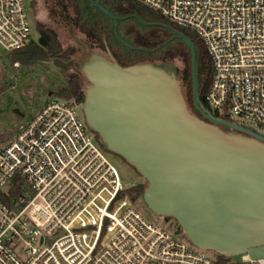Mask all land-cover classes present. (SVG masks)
<instances>
[{"label": "built area", "instance_id": "obj_1", "mask_svg": "<svg viewBox=\"0 0 264 264\" xmlns=\"http://www.w3.org/2000/svg\"><path fill=\"white\" fill-rule=\"evenodd\" d=\"M195 32L212 62L204 107L264 133V0H137ZM25 0H0V53L26 46ZM253 124V125H251ZM22 192L7 205L14 178ZM107 152L58 97L0 147V264H264L243 254L220 261L190 248L135 205Z\"/></svg>", "mask_w": 264, "mask_h": 264}, {"label": "water", "instance_id": "obj_2", "mask_svg": "<svg viewBox=\"0 0 264 264\" xmlns=\"http://www.w3.org/2000/svg\"><path fill=\"white\" fill-rule=\"evenodd\" d=\"M91 3L117 27L114 15ZM169 29L191 50L194 104L207 121L189 110L179 81L164 63L122 67L110 54L92 52L78 64L88 81L81 104L85 122L107 151L146 180L142 197L147 206L174 218L194 246L226 258H262L264 133L217 119L205 109L196 48L185 35ZM162 39L144 38L152 44ZM53 63L62 70L75 67L73 60L56 58Z\"/></svg>", "mask_w": 264, "mask_h": 264}, {"label": "trees", "instance_id": "obj_3", "mask_svg": "<svg viewBox=\"0 0 264 264\" xmlns=\"http://www.w3.org/2000/svg\"><path fill=\"white\" fill-rule=\"evenodd\" d=\"M59 1L62 10L65 8L72 16L74 32L87 46L90 54L96 52L106 57L110 54L114 62L122 67L144 63H164L170 67L179 81L184 98L192 100V53L187 44L169 27L185 35L192 41L197 51L199 96L201 102L205 104L212 66L205 45L195 32L169 22L161 13L146 7L137 0H94L118 19L117 27L114 20L92 5L91 0ZM55 23L58 24L57 27H65L61 20ZM36 28L39 32L38 40L31 38L23 48L9 52L12 62L30 66L56 58L64 61L74 59L76 56L74 48L63 45L53 26L37 22ZM160 35H163V39L155 44L144 40V38H154ZM176 60L183 65L180 73L175 72L173 67ZM205 66L206 72H203L202 67ZM64 72L67 73L66 84L60 87L55 95L81 105L85 98L83 73L80 69H67ZM96 139L102 148L109 152L101 144L97 134ZM22 186V179L14 178L10 196L5 195L3 198L7 205H12V198L21 195ZM145 189L146 184L139 183L129 188L128 191L132 199L136 201ZM219 258L220 261L227 260L222 255H219Z\"/></svg>", "mask_w": 264, "mask_h": 264}, {"label": "rangeland", "instance_id": "obj_4", "mask_svg": "<svg viewBox=\"0 0 264 264\" xmlns=\"http://www.w3.org/2000/svg\"><path fill=\"white\" fill-rule=\"evenodd\" d=\"M25 4L31 23V37L34 40L39 38L37 22L44 23L57 30L64 46H72L76 55L80 53L79 46L72 40L75 33L72 16L65 8L62 10L59 0H25ZM54 20L57 22L61 20L67 28L57 27L58 24ZM207 56L211 62L210 56ZM173 67L177 73L183 70V65L178 60L174 62ZM66 74L53 63V59L26 66L19 62H12L9 53H0V147L8 144L18 133L19 126L29 122L47 100L58 97L55 93L66 84ZM87 85L88 81L85 78V90ZM15 109H18V112ZM77 111L84 119L81 105H77ZM107 154L125 183L141 182L147 186L146 180L131 165L116 154L110 152ZM135 205L150 221L164 226L171 232L180 231L181 227L174 218L153 212L142 196L135 201ZM187 242L191 249L202 252L210 258L218 256L214 250L200 249L189 240Z\"/></svg>", "mask_w": 264, "mask_h": 264}, {"label": "flooded vegetation", "instance_id": "obj_5", "mask_svg": "<svg viewBox=\"0 0 264 264\" xmlns=\"http://www.w3.org/2000/svg\"><path fill=\"white\" fill-rule=\"evenodd\" d=\"M70 30V29H69ZM74 35H75V37L80 41V42H82L78 37H77V35L74 33ZM160 36H162L163 37V35H160ZM72 40H73V42L76 44V45H78L79 46V48H80V53L79 54H77L75 57H74V59H71V60H73L74 61V63H75V67H69V68H67V69H73V70H79L80 69V67L78 66V64H80L81 62H84V61H86L87 59H88V57H89V55H90V52L88 51V48H87V46H86V49H84L81 45H80V43L79 42H77V41H75V39L73 38V36H72ZM83 43V42H82ZM84 44V43H83ZM89 53V54H88ZM107 57H109V56H107ZM205 68H206V66L205 67H202V70H203V72H206L205 71ZM67 69H65V70H67ZM64 70V71H65ZM192 93H193V89H192ZM186 98V97H185ZM186 102H187V105H188V108H189V110L194 114V115H197L198 117H200L201 119H204V120H206V118L205 117H203V115H202V113L197 109V107L195 106V104H194V98H193V96H192V100L191 99H187L186 98ZM206 109V108H205ZM207 110V109H206ZM215 118H217V119H220V120H225V119H222V118H220V117H218L217 115H215V114H213V113H211ZM207 121V120H206ZM226 121H228V120H226ZM220 128H222V129H224V130H231L229 127H227V126H223V125H220L219 126ZM139 183H141V182H138V184Z\"/></svg>", "mask_w": 264, "mask_h": 264}]
</instances>
